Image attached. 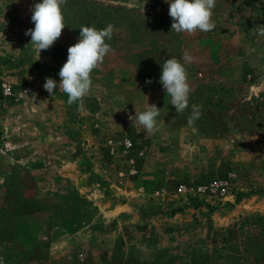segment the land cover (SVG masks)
I'll list each match as a JSON object with an SVG mask.
<instances>
[{"label": "rangeland", "instance_id": "1", "mask_svg": "<svg viewBox=\"0 0 264 264\" xmlns=\"http://www.w3.org/2000/svg\"><path fill=\"white\" fill-rule=\"evenodd\" d=\"M39 2L0 0V264H264V0H216L215 29L194 34L171 31L165 0H67L38 60ZM108 24L83 104L50 95L81 26ZM169 58L188 74L183 113L159 83ZM148 104L158 130L121 178L146 133L128 117Z\"/></svg>", "mask_w": 264, "mask_h": 264}, {"label": "clouds", "instance_id": "2", "mask_svg": "<svg viewBox=\"0 0 264 264\" xmlns=\"http://www.w3.org/2000/svg\"><path fill=\"white\" fill-rule=\"evenodd\" d=\"M67 0H42L35 3L30 9L32 12L31 21L34 28L25 32L31 37L30 44L40 59L42 50H48L58 40L65 28L62 7ZM169 4L168 15L172 18L171 31L177 34H194L197 30L210 32L215 29L216 23L213 20V11L216 0H165ZM114 26L108 24L104 29H97L95 26H81L78 42L68 48L67 61L61 67L58 75L60 82L46 77L44 89L53 96L57 87L67 94V103L83 104V99L89 94L93 86L91 73L99 68L105 56L113 51L111 45L106 43L113 36ZM259 35H264V26L253 29ZM184 61L192 62L193 57L185 53ZM151 79L146 83L151 84ZM169 96L170 104L174 106L177 113H183L189 107L191 87L188 83V74L185 64L176 58H169L162 64V72L159 78ZM26 91L20 95L24 96ZM191 114L188 117V125L192 126L202 116V106L193 103ZM160 110L155 104L147 106L146 110L138 111L135 108V115H129L132 127H140L147 134H154L158 130L157 117Z\"/></svg>", "mask_w": 264, "mask_h": 264}, {"label": "built area", "instance_id": "3", "mask_svg": "<svg viewBox=\"0 0 264 264\" xmlns=\"http://www.w3.org/2000/svg\"><path fill=\"white\" fill-rule=\"evenodd\" d=\"M144 135H145L143 139L144 141L142 142L144 150L140 152L138 151L137 157L131 159V166L127 174L119 173V176L121 178L126 177V175L129 177H137L142 173L143 167L139 165L138 161H141L147 156V133H144ZM132 149H133V142L130 138H127L124 142V153L129 154Z\"/></svg>", "mask_w": 264, "mask_h": 264}]
</instances>
